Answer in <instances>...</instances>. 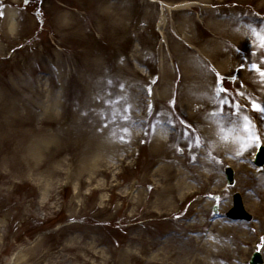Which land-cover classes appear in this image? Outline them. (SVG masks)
Instances as JSON below:
<instances>
[{"label":"rangeland","instance_id":"rangeland-1","mask_svg":"<svg viewBox=\"0 0 264 264\" xmlns=\"http://www.w3.org/2000/svg\"><path fill=\"white\" fill-rule=\"evenodd\" d=\"M143 1L135 0L134 6L126 0L0 2V264H146L148 257L163 258L168 248L180 253V263L194 262L202 253H193L188 236L197 231L186 227L196 219V196L167 211L172 225L147 217L156 210L150 206L157 199L153 174L163 165L158 151L183 160V144L189 150L196 145L215 165L218 180L199 197L211 221L250 237L244 254L239 259L234 254L230 264H249L256 245L264 264V227L258 229L264 187L253 178L264 167L251 160L264 142L247 148L245 159L205 149L210 145L181 95L188 91L181 77L193 72L180 51L167 44L173 19L166 15V35L158 28L146 30ZM126 2L134 9L118 13L120 8L111 7ZM253 5L251 0L244 10L264 23V11H253ZM8 8L18 13L14 32ZM156 11L160 19L161 7ZM203 47V42L196 46ZM239 68L215 72L214 85L229 90L220 93L224 100L247 102L250 115L252 100L240 95L248 88L239 83ZM162 128L168 134L159 143ZM227 166L235 170L232 186ZM236 193L252 221L227 216ZM178 226L174 246L144 251L146 239L166 241L160 232ZM202 236L210 248L217 232L207 229ZM233 243L227 238L224 248Z\"/></svg>","mask_w":264,"mask_h":264},{"label":"bare ground","instance_id":"bare-ground-1","mask_svg":"<svg viewBox=\"0 0 264 264\" xmlns=\"http://www.w3.org/2000/svg\"><path fill=\"white\" fill-rule=\"evenodd\" d=\"M16 1V0H14ZM134 4L135 0H126ZM251 0H144L140 6H144V26L146 30L158 28L159 33L167 34L166 29L170 26L169 21H166V15L172 17L174 28L170 32L167 39V44L178 49L182 59L188 61V68L193 72V75L187 73L181 77L184 82L187 92H182L183 107L190 110L192 118L198 121V126L201 129L203 136L210 146H205V149L215 154H219L226 158H244L245 149L237 147L239 141L236 139L225 141L221 137L223 133L218 123L223 120V127L230 128L231 122H240L242 116L246 115L252 122L253 129L259 134L264 135V112L258 109H251L250 115L245 113L249 104L241 105V116L237 117L233 114L232 109L228 106L224 107V112L221 115H213L218 112L217 101L222 97L217 94L214 85L215 72L224 73L235 70L238 65L241 72L239 83H244L248 90H244L243 97L245 99L252 98L256 103L264 105V79L261 78L259 72L252 68L253 64L264 68V48H261L259 41L253 33V29L264 31V23L260 19H256L253 14L244 10V7L249 5ZM112 4V8H120L118 13H124L123 9L132 10L133 6L129 3ZM253 11L262 13L264 11V0H254ZM161 7L160 19L157 18V9ZM134 9V8H133ZM9 21V28L14 32L17 28L16 18L18 13L12 8L6 10ZM4 15V11L0 10V17ZM164 16V17H163ZM158 19V20H157ZM203 42V48H196L197 45ZM166 59V57H164ZM229 70H228V68ZM250 100V99H249ZM260 100L263 102L261 103ZM251 102V101H250ZM165 123V122H164ZM167 131L162 128L157 137L159 143L163 142L167 136ZM237 136H243L245 133L239 131ZM177 136L173 135L174 142ZM186 149L185 159L181 160L177 156L172 157L169 154H162L159 150L158 155L161 156L160 162L163 165H158L153 174L157 184L156 202L151 204V210L147 212V217L157 216L156 220H160L168 225L171 220L167 211L174 210V206L182 204L190 197H195L192 204V209L195 211L196 219L193 224H189L186 228L189 232L196 230L195 236H188L189 246L193 253H202L201 257H196L194 262L186 264H230L231 260L241 258L244 254L243 245L250 242V237L247 235H238L232 231L234 227L225 226L224 222H212L211 217L206 214L203 208V200L200 196L209 194L211 188L218 180L217 173H213L215 165L203 159V154L195 145L189 150L186 144H183ZM173 150H176L174 147ZM184 150L180 148V151ZM172 154V153H171ZM202 157V158H201ZM246 165L242 166V172L247 174ZM163 170L167 174H163ZM206 172H205V171ZM254 173V172H253ZM264 173H254V180L258 181L261 187H264ZM195 182L196 186L191 184ZM261 182V183H260ZM160 184V185H159ZM138 182L133 183V187L137 186ZM161 185H166L162 188ZM161 187V188H160ZM264 189V188H263ZM260 191H258L259 193ZM263 195L264 191L259 193ZM198 197V198H197ZM153 198V193L148 195V200ZM261 202L262 199L259 196ZM150 200V201H151ZM139 201V200H138ZM173 213L176 214V211ZM168 214V215H167ZM167 215V217H166ZM174 215V214H173ZM153 220H149L151 223ZM264 227V220L259 224V228ZM180 226L163 229V238L150 237L145 240L144 251L149 253L156 245L163 244L174 246L172 241L178 238V229ZM199 229V230H198ZM210 229V232H217V239L210 248L207 244L202 243L201 238L205 230ZM260 234H264L263 231ZM227 238H232L234 243L228 249L224 248ZM223 246L222 248H220ZM235 246V247H234ZM168 254L163 258L156 257L153 260L148 257L145 260L146 264H182L177 258L180 253L173 248H168ZM189 258V257H188ZM23 262L21 258L17 260Z\"/></svg>","mask_w":264,"mask_h":264},{"label":"snow or ice","instance_id":"snow-or-ice-1","mask_svg":"<svg viewBox=\"0 0 264 264\" xmlns=\"http://www.w3.org/2000/svg\"><path fill=\"white\" fill-rule=\"evenodd\" d=\"M253 33L256 36L257 40L259 41V45L261 48H264V31H257L253 29ZM252 68L259 72L261 75V78L264 79V68H261L257 64H253ZM217 94L224 93L227 94L229 90L225 87H223V84L221 83L218 88L216 89ZM240 95H244L243 92H240ZM250 100H252L251 97H249ZM218 104V112H214L213 115H221L224 112L223 106H228L232 109V112L235 116L240 117L241 116V105L239 101H232L231 99L224 100L221 98L217 101ZM223 105V106H221ZM252 106L255 109L260 110L261 112H264V105L256 103L255 100H252ZM127 118V117H125ZM221 125V132L223 133L222 139L225 141L236 139L239 141L240 147L242 149H247L250 146L256 144V143H262L264 141L260 140L259 134L253 129L252 122L250 118L246 115L242 116V120L240 122H231L230 128H224L223 127V120L219 121ZM243 131L245 135L243 136H237V132ZM200 142V137H197V143Z\"/></svg>","mask_w":264,"mask_h":264},{"label":"water","instance_id":"water-1","mask_svg":"<svg viewBox=\"0 0 264 264\" xmlns=\"http://www.w3.org/2000/svg\"><path fill=\"white\" fill-rule=\"evenodd\" d=\"M262 158H263L262 159V163H263L264 162V156ZM228 175H229V179L233 181V172L231 169H228ZM214 211L218 212L217 206L215 207ZM229 215L235 219H237V218H242V219H247V220L252 219L251 215H249L244 210L240 195L235 196V208L233 210H231ZM261 261H262L261 256L258 255L257 259L255 261H253L252 264H257V262H261Z\"/></svg>","mask_w":264,"mask_h":264}]
</instances>
